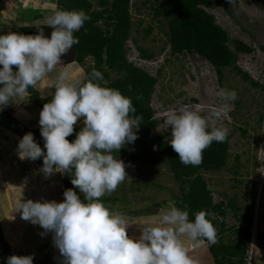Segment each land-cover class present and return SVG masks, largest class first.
Returning a JSON list of instances; mask_svg holds the SVG:
<instances>
[{
  "label": "clouds",
  "instance_id": "clouds-1",
  "mask_svg": "<svg viewBox=\"0 0 264 264\" xmlns=\"http://www.w3.org/2000/svg\"><path fill=\"white\" fill-rule=\"evenodd\" d=\"M89 19L83 10H57L46 18L51 29L48 35L43 29L35 35H0V115L9 104L28 98L29 89L62 63V57L79 43L74 33ZM102 79V73L95 69L75 83L69 82L67 71L57 75L52 98L39 114L43 150L31 132L19 134L32 129L17 122V131L6 123L7 118L3 121L9 126L5 127L22 136L17 145L19 159L42 158L39 173L46 178L57 172L67 174L79 190H65L62 182L61 202L20 199L15 211L21 219L39 225L43 229L41 236L52 233L60 264H194L180 237L197 245L204 241L209 245L217 243V230L205 210L190 219L188 210L172 205L162 210L158 225L143 226L139 238L134 239L127 233L129 224L124 216L101 199L129 178L125 169L132 165H126L117 154L138 139L142 120L136 115L132 99L96 82ZM215 96L222 103L209 106L208 116L187 104L162 113L170 128L169 144L184 165L199 166L205 149L227 139V128L216 122L234 107L237 93L219 88ZM78 120L83 121V127L69 142L66 138L73 134ZM247 259L246 256V264ZM33 260L32 254L11 255L6 264H33Z\"/></svg>",
  "mask_w": 264,
  "mask_h": 264
},
{
  "label": "rangeland",
  "instance_id": "rangeland-1",
  "mask_svg": "<svg viewBox=\"0 0 264 264\" xmlns=\"http://www.w3.org/2000/svg\"><path fill=\"white\" fill-rule=\"evenodd\" d=\"M92 1L94 2V0ZM130 3L131 28L125 44V48H127L125 52L129 62L157 80L151 95V107L154 111V118L157 120L154 135L163 136L165 140L170 139V128L168 129L162 116L164 111L174 108L178 104H187L201 112L202 115L208 116L209 106L222 103L215 96V92L219 88L236 91L237 99L234 101V107L230 108L221 121L216 122L217 126L225 127L228 130L229 158L227 163L219 171H201V173L210 186L214 202L224 201L226 203L232 199L241 208L249 202L252 203L250 230L255 233L256 229L257 234L254 243H252L255 245L253 251L250 250L253 245L249 241V257L248 255L247 257L249 264H264V90L252 86L232 66L224 68L220 78L213 65L204 57L195 53H172L168 42L166 22L161 17L154 15L153 8L158 3L152 0H130ZM222 3L227 8L216 4L206 10L214 16L215 22L228 32L232 51H234L235 40L242 41L253 48L250 53L236 52L235 65L247 73L251 79L264 85V0H235V3L222 0ZM94 4L96 5L95 2ZM9 32L22 34L20 30ZM140 48L151 53L152 56L142 58ZM72 54L70 50L69 55H65L64 58L71 57ZM90 59V57L86 59L83 69L78 68L80 72L83 70L85 72L89 67ZM59 71H64V69L60 68ZM110 77L113 78L116 75L111 73ZM104 82L106 81L104 80ZM6 115V112L2 113L0 120L5 121ZM15 120L21 126L31 125L40 129L38 121L32 120L30 115L25 121L27 125L18 118ZM78 122L82 123L83 121L79 120ZM8 127L0 125V182L1 184L5 182L10 184L8 175L1 169V167L5 168L9 162L13 168L18 169L21 178L17 180L22 184L20 189L15 188V192H9L6 206L0 203L1 215L3 216L4 213L7 215L4 217L9 220V225L6 224V221L4 224H6L5 228L9 229L7 234L11 236L14 231L13 225L18 227L20 234L26 225V221L21 219L19 213L15 211L20 196H26V200L30 199V196L36 198L32 199L34 201L43 200L39 198V194L41 195V192L45 191V186L52 188L53 186L50 185L53 181L58 180V176H54L53 181L47 184V181L50 180H47L48 178L44 175L35 173V170L28 171L26 174L25 171L29 170L27 162L31 160L19 159L17 147L12 148L13 142L18 145L19 140H14L17 136L3 141L2 130H6ZM26 133L28 131L24 134ZM15 134L17 133L15 132ZM19 136L22 138L21 135ZM5 143L7 145L9 143L12 148L9 152L4 150L8 148L7 145H4ZM11 151L12 153H10ZM117 155L126 165L130 162L132 166L125 169L129 178H126L111 195L106 194L110 201L108 206L124 216L129 224L127 233L135 239L139 238L143 226L159 224L162 210L174 205V197L179 194V187L160 149L145 142L139 131L138 139L126 148L120 149ZM131 156L138 158L131 160ZM31 165L32 168L33 166L42 167V158L31 161ZM62 176L63 174H61V178ZM16 177L15 175L13 179L15 180ZM53 193L56 194L57 190L55 189ZM113 197L116 199L113 200ZM3 206L4 209H2ZM8 209L9 211H7ZM225 209L226 215L224 218L220 217L225 223V232L220 234L219 228L216 230L217 239L228 242L237 239L234 227L240 226L242 223H239L235 212L230 207L225 206ZM236 213L242 215L244 210H238ZM11 219L13 223H11ZM29 225L39 228L38 225H33L31 222ZM42 231L43 229L40 233ZM42 237L41 239L46 240L43 242H47L52 237V233H47ZM180 239L189 257L197 260H193L194 264H214L213 258L207 250L206 241L197 245L187 237L182 236ZM9 240L13 245L20 241L16 232ZM34 241H39V238L37 237ZM203 247L206 252L203 251L204 256H201L198 248ZM24 252L29 255L33 252L38 253L39 250L37 245L33 244L27 247ZM42 260L46 259L42 258Z\"/></svg>",
  "mask_w": 264,
  "mask_h": 264
},
{
  "label": "trees",
  "instance_id": "trees-1",
  "mask_svg": "<svg viewBox=\"0 0 264 264\" xmlns=\"http://www.w3.org/2000/svg\"><path fill=\"white\" fill-rule=\"evenodd\" d=\"M149 1V0H145ZM157 2L154 7V15L165 20L168 28V42L171 52L195 53L208 60L221 78L222 71L226 67H233L243 79L254 87L264 90V85L254 81L247 73L238 68L236 52L250 53L253 48L242 41L235 40L232 51L228 32L215 22L214 16L206 8L214 5H226L222 0H152ZM58 4L66 10H83L90 17L84 26L74 35L79 43L73 45L71 60L84 65L87 58H91V64L85 70V78L90 76L93 69L102 73L103 79L96 81L102 86L118 89L124 96L130 97L133 106L136 107V115L142 116L139 132L148 142L158 147L167 160L173 177L179 187V194L174 197V205L181 210L189 211V218L194 219V213L205 210L207 218L219 233L223 234L225 206L230 207L236 214L240 226L234 227L237 239L224 242L217 239V243L209 245L208 251L213 258L214 264H246L247 249L251 238L250 226L252 223V203L249 202L243 208L236 205L230 199L228 202H214L209 184L202 177L201 171H219L223 169L229 158V138L222 142H213L203 152V161L199 166L184 165L180 162L178 154L169 144L170 139L154 135L157 120L151 107V95L154 90L156 78L134 66L128 61L125 44L130 35L131 12L130 0H57ZM142 58H150L140 48ZM70 51L68 52L69 55ZM15 70V66H13ZM114 73L116 77L111 78ZM83 79V80H84ZM104 80L106 82H104ZM29 105L39 107L49 102L52 95L40 97L36 89H29ZM2 113V112H1ZM6 116H9L8 114ZM4 126H8L2 122ZM83 124L74 127L72 135L66 139L72 142L76 138ZM22 130H25L24 128ZM31 132L35 141L44 149V141L39 129L27 130ZM22 136L23 133H19ZM46 151V150H45ZM137 156H131L136 160ZM64 188L75 189L71 184L70 176L63 174ZM111 195V194H108ZM81 198H83L81 194ZM102 201L108 206L109 197L104 196ZM116 199L113 197V200ZM109 207V206H108ZM244 210L242 215H237L238 210ZM13 255L9 243L5 241L0 224V264H6V258Z\"/></svg>",
  "mask_w": 264,
  "mask_h": 264
},
{
  "label": "crops",
  "instance_id": "crops-1",
  "mask_svg": "<svg viewBox=\"0 0 264 264\" xmlns=\"http://www.w3.org/2000/svg\"><path fill=\"white\" fill-rule=\"evenodd\" d=\"M57 10H66L63 6L58 4L57 0H0V35L7 34L11 30H20L21 33L24 35H35L40 29H43L45 34L48 35L50 34L51 29L46 25V22H45L46 18L52 15ZM82 67L83 65H80L74 60H71L70 57H67V58L62 57V63L58 64L56 68L53 70V72L48 74L42 81H40L34 89H36L40 97L50 96L55 91L53 86L56 82L57 75L61 72L59 71L60 68H63L64 71L69 70L70 71L68 73L69 82L75 83L77 81H82L85 77L84 70L81 72L78 70V68L83 69ZM28 99L29 97L20 102H13L1 111L3 113L6 112L9 115L7 117L8 121H10V118L12 115V118L14 119L15 122L10 121L11 123L14 124L11 126L16 130H17V126H19L17 121L15 120L17 118L18 120L22 121L26 125L27 123L25 121L27 120L28 115L31 116L32 120L36 119L37 121H39L40 108L29 105ZM78 121H77V124L74 125V127L78 126L79 124H83V122L79 123ZM25 128L39 129L38 127H34L31 125H27L25 126ZM16 136L17 138L16 139L14 138V140L18 141L21 139L19 135L15 134V132H12L9 129L2 130L3 141L9 139L10 137H16ZM14 143L15 142L12 143L13 149L17 147V143L15 144ZM4 145H7V143H5ZM7 147L8 148H5L4 150L9 152L12 149L9 143ZM10 153H12V151ZM0 157H1V154H0ZM27 163L29 165L28 167L29 170L27 169L25 171L26 174L28 173V171L35 170V173L43 176V173H39L37 171L41 167L36 168V166L35 167L33 166L32 168L31 161H28ZM1 169L5 172L6 175H8L7 176L8 181L10 182V184H7L6 182L1 184L0 182V203L6 206L7 204L6 201L9 199V194H10L9 192L14 191L15 188L20 189V187H22V184H20L21 181L17 180L18 178H21V176H19L20 173L18 172V169L13 168V166H11L9 162L7 163L5 168L1 167ZM15 175L17 177L14 180L13 177H15ZM54 176H58V180L55 182L52 180ZM59 177H60V180H59ZM47 178H48L47 180H50V181H47V184H50V182L53 181V183H51L50 185L53 187L46 188L45 186V191H43V193L41 192V195L39 194L40 196L39 198L43 200H48V201L55 200L56 202H61L64 199L63 197L64 188L62 184L61 173L57 172L54 175L47 177ZM55 189L57 190L56 194L53 193ZM13 197L15 198V195H13ZM25 197L26 196L24 195L20 196V199L26 200ZM30 199H36V198L34 196H30ZM2 209H4V206L2 207ZM7 211H9V209ZM4 216H7V215H4L3 213V216H2L0 212L1 229H2L3 236L5 238V241L9 243V246L11 248V252L13 255L25 256L26 254L24 250L27 247L34 244V246L37 245L39 252L38 253L33 252V254L30 253L34 255L33 264H43V263L60 264V256H59L58 251L53 247L52 237L49 238L50 239L49 241L43 242L44 239H41L43 237L40 235V231L42 228H40L39 225H38L39 228L37 229L36 227L29 225L30 222L25 220L26 225H24V230L22 231V233L20 234L18 232V227L16 228V225H13L14 231L10 236L9 234H7V230L9 229L5 228L6 224L9 225V220L5 218ZM4 221H6V224H4ZM11 223H13L12 219H11ZM15 232L19 236L20 241L17 244L13 245L10 242L9 238L13 237ZM37 237L39 238V241H34ZM204 248L205 247L198 248L199 255L204 256L203 255V251H205ZM42 258H45L46 260L43 261ZM192 260L197 261L195 258H192Z\"/></svg>",
  "mask_w": 264,
  "mask_h": 264
},
{
  "label": "built area",
  "instance_id": "built-area-1",
  "mask_svg": "<svg viewBox=\"0 0 264 264\" xmlns=\"http://www.w3.org/2000/svg\"><path fill=\"white\" fill-rule=\"evenodd\" d=\"M262 160H263V158H262ZM263 161H264V160H263ZM263 163H264V162H263ZM256 233H257V232H256V229H255V233H254L253 231L251 232V235H252V236H251V242H253V240H254V238H255V236H256ZM248 257H249V254H248ZM247 264H249V260H248V259H247Z\"/></svg>",
  "mask_w": 264,
  "mask_h": 264
},
{
  "label": "water",
  "instance_id": "water-1",
  "mask_svg": "<svg viewBox=\"0 0 264 264\" xmlns=\"http://www.w3.org/2000/svg\"><path fill=\"white\" fill-rule=\"evenodd\" d=\"M0 121H2V122H3V120H0ZM6 123H7V124L9 123L8 125H10V126H11V125H14V124H13V123H11L10 121H7Z\"/></svg>",
  "mask_w": 264,
  "mask_h": 264
},
{
  "label": "bare ground",
  "instance_id": "bare-ground-1",
  "mask_svg": "<svg viewBox=\"0 0 264 264\" xmlns=\"http://www.w3.org/2000/svg\"><path fill=\"white\" fill-rule=\"evenodd\" d=\"M254 247H255V245L253 244V246H252V251H253Z\"/></svg>",
  "mask_w": 264,
  "mask_h": 264
}]
</instances>
